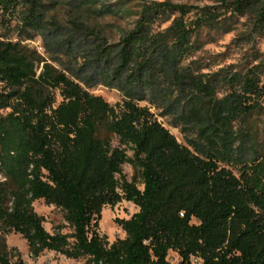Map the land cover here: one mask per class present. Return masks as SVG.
Here are the masks:
<instances>
[{"label": "trees", "instance_id": "1", "mask_svg": "<svg viewBox=\"0 0 264 264\" xmlns=\"http://www.w3.org/2000/svg\"><path fill=\"white\" fill-rule=\"evenodd\" d=\"M105 2L0 0V22L16 19L0 38V264H24L7 245L11 234L33 259L53 252L89 264H172V252L176 264H264V146L257 121L234 125L264 112V0H130L139 7L133 28L111 45L88 24L117 14ZM56 4L68 9V26L50 16ZM242 18L233 44L247 47L245 64L204 73L213 57L194 56ZM48 25L75 48L91 44L84 62L103 63L101 71L57 68L24 44ZM96 79L122 101L90 93ZM158 117H169L187 146ZM37 200L61 213L53 233ZM122 201L138 211L116 221L125 237L109 244L102 210Z\"/></svg>", "mask_w": 264, "mask_h": 264}, {"label": "rangeland", "instance_id": "2", "mask_svg": "<svg viewBox=\"0 0 264 264\" xmlns=\"http://www.w3.org/2000/svg\"><path fill=\"white\" fill-rule=\"evenodd\" d=\"M156 2L169 1L173 4H189L193 6H210L218 5L219 0H150ZM137 2V0H136ZM130 2V0H106V7L112 12H116V15L106 13L103 16L92 17L88 20L90 27H94V31L99 33L100 36L106 39V44H116L120 41L121 36L133 28V23L136 20V17L133 15L139 10L138 3ZM73 6V5H72ZM129 12V13H128ZM131 13V14H130ZM50 16H54L56 22H58L63 27L69 25V13L68 9L61 7L60 5H54L51 7ZM6 23L0 22V38L2 35H5L6 31L4 26L9 25L13 27L16 19L11 16V14L2 15ZM245 19H240L236 31H232L227 34H220L214 37V41L210 42L202 47V49L194 56V58H207L213 57V65L209 69H205L204 73H213L220 68L227 67L229 65L242 66L245 64L243 53L247 49L245 47L243 50H238L233 44L235 37L244 30L245 28ZM169 25V22L162 24L161 29L166 28ZM48 31L44 35H37L34 39L25 41L24 44L32 49H36L43 57H45L49 63L53 64L57 68H64V66L69 68H83L86 66L83 71L84 75L91 74L92 72H100L103 68V63H94L86 65L84 62L87 60L88 51L91 49L92 45H86V49L75 48L74 44L76 43L74 39H69L66 36L62 35L63 31L53 30L52 25H48ZM54 31V32H53ZM52 32V33H51ZM57 39V44L52 43L51 41ZM68 38V39H67ZM91 38V37H90ZM207 38V37H204ZM12 39H16V36L12 35ZM93 40L92 39H89ZM88 41V42H89ZM56 42V40L54 41ZM50 43V44H48ZM100 42H94L93 45H97ZM60 44V45H59ZM70 47H74L73 51H68ZM257 48L260 52L264 53V38L257 45ZM71 58V61L68 59ZM57 60V62H53ZM97 80L96 86L93 88H88L89 92L101 96L106 102L110 105H115L120 103L123 99V96L119 89L115 86H105L103 83ZM224 91H219V97L224 96ZM58 101L60 99L58 98ZM141 106H148L151 108L153 113L159 114L161 110L153 108L147 102H141ZM264 106V102H263ZM158 120L163 123V125L170 131V133L177 139L179 143L187 146L184 135L181 133L179 128H173L169 125V117H158ZM257 121V127L260 131V139L263 142L264 146V112L258 114L255 113L250 117L239 118L238 121L234 123L235 128L244 123H254ZM123 173L128 179H131L133 175V170L130 166L124 165ZM34 211L43 218V226L49 233H53L54 228L62 222L61 213L55 209L53 206L47 205L43 200H37L33 203ZM137 208L126 201H122L120 204L115 207H105L102 210L101 221L99 223V232L101 235L105 236L109 244L113 243L117 239H123L125 237L122 229L117 225V220L129 219L133 214L137 212ZM7 245L9 248L15 250L20 256L24 264H89L86 259L72 260L66 259L64 256L55 254L53 252H44L38 258L33 259L30 257L28 252V247L26 241L18 234H11L6 238ZM169 261L172 264L178 262L177 255L174 253L169 254Z\"/></svg>", "mask_w": 264, "mask_h": 264}]
</instances>
